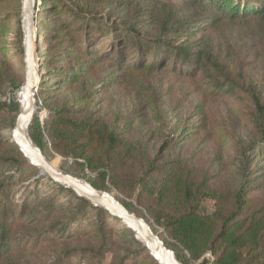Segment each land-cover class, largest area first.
<instances>
[{
    "label": "trees",
    "instance_id": "1",
    "mask_svg": "<svg viewBox=\"0 0 264 264\" xmlns=\"http://www.w3.org/2000/svg\"><path fill=\"white\" fill-rule=\"evenodd\" d=\"M103 1L41 0L36 18L37 54L42 62L40 95H45L53 82L54 90L75 88L79 96L77 103L82 105L95 96L96 91H88L87 86L90 80H99L97 76L105 64L116 73L112 71L99 81L97 86L102 90L139 80L141 73L153 75L171 69L191 81L205 80L206 94L250 101L256 111L247 117L261 136L253 152L264 157L262 92L255 85L241 86L239 80L243 78H233L228 66L199 45L200 41L180 42L178 38L188 32L196 36L201 31H219L227 21L264 17V0H182L190 6V14L181 22L175 21L172 9L169 15L160 14L158 31L153 35H143L128 17L120 22L110 21L111 16L102 12ZM47 17L52 19L46 21ZM7 22L0 19L3 33L8 31ZM104 39L113 42L108 50L103 49ZM3 68L0 67V95L6 97L14 91L3 89ZM47 101L44 99L38 104L40 106L41 102L45 107ZM7 105L0 101V106ZM51 111L45 127L38 117L31 123L29 134L34 144L44 154L46 131L57 152L71 153L83 172L95 174L89 179L94 189L111 192L113 187L127 199L134 200L140 214L133 202L117 197L129 211L148 217L156 229L163 230L166 244L178 263L264 264V199L251 196L247 183L237 187L230 181L215 182L179 158L159 161L152 157L143 140L116 132L94 113L66 107ZM12 147L16 157L12 161L13 171L0 177V264H17L16 257L21 259L55 240L46 235L48 232L31 228L34 223L48 221L56 212L55 202L45 203L39 212L31 209L29 198L18 205L10 197L12 187L27 180L21 174L22 165L37 174V168L28 163L18 147L15 144ZM4 156L0 150V163L8 162ZM54 184L61 192H68L78 207L66 223L62 221L58 236L67 244L77 239L83 227V216L90 213L99 217L93 226L102 234L101 237L92 233L98 240L97 248L87 245L89 248L85 250L62 249L61 253L90 256L99 264L103 263L111 248L104 233L109 229L105 228L106 219L102 217L112 224L123 223L72 190ZM206 199L215 201L211 213L202 212ZM64 206L61 204L59 208L64 209ZM71 226L74 228L70 229ZM151 257L148 255L153 264H157Z\"/></svg>",
    "mask_w": 264,
    "mask_h": 264
},
{
    "label": "rangeland",
    "instance_id": "2",
    "mask_svg": "<svg viewBox=\"0 0 264 264\" xmlns=\"http://www.w3.org/2000/svg\"><path fill=\"white\" fill-rule=\"evenodd\" d=\"M22 1L0 0V19L8 21V31L3 33L0 30V67H4L3 89L14 91L13 94L7 95L10 97L6 96L5 102L8 105L0 106V150L8 161L0 163L1 178L13 171L12 161L16 157L12 147V131L22 109L18 102V93L25 82L26 69ZM101 7L104 15L111 16L110 21L120 22L128 17L135 22L143 35L157 33L160 14L169 15L172 9L176 15L175 21L181 22L191 12L190 6L182 0H105ZM49 19L52 18L47 17L46 21ZM178 38L180 42L200 41L199 45L210 51L217 61L228 66L233 78L245 79L239 80L241 86H257L264 100V17L227 21L219 31H201L196 36H191L188 32ZM112 44L111 40L104 39L103 49L108 50ZM38 58L40 60V57ZM41 63L40 60V66ZM112 71L115 69L109 68V65L102 66L97 76L99 80L96 82L92 79L87 86L88 91H96L95 96L82 105L77 103L79 96L75 88L54 90L52 82L45 95L38 92V101L48 100V104L44 103L45 107L42 103L37 105L36 117L41 125L45 127L51 109L58 107L94 113L107 121L116 132L143 140L153 158L162 162L179 158L200 169L215 182L230 181L237 187L247 183L251 196L264 199V157L253 152L261 136L247 117L249 113L256 111L250 101L242 102L206 94L205 80L197 78L191 81L171 69L153 75L141 73L139 80L102 90L97 84ZM137 81H140V84ZM45 142L47 146L44 154L57 169L75 175L87 183L90 178L95 177L93 173L83 172L71 153L65 150L57 152L46 131ZM21 169V174L27 180L12 187L10 197L15 199L18 205H22L21 200L29 198L31 209L39 212L44 209L45 203L55 202L56 212L48 221L31 226L34 230L48 232L46 235L54 237L55 240L47 242V247L43 249L28 252V255L21 259L16 257L17 264H99L97 259L93 260L90 256H68L61 253L62 249L69 252L71 249L85 250L89 248L87 245L97 248L98 240L92 233L102 235L97 226H93V222L99 217L94 213L84 215L79 236L67 244L65 239L58 236L57 231L62 227L63 220L66 223L77 212L76 201L68 192H61L47 176H42L40 169L37 168V174L24 165ZM110 193L133 202L135 210L139 213L140 207L134 200L127 199L113 187ZM61 204H65L64 209L59 208ZM214 207L215 201L206 199L202 204V212L211 213ZM102 219H106L105 228L109 229L104 233L111 251L104 256L101 264H153L148 258L151 254L138 240L135 232L134 234L128 231L124 224H112L108 218ZM156 231L165 238L163 230ZM63 243L66 244L63 246Z\"/></svg>",
    "mask_w": 264,
    "mask_h": 264
},
{
    "label": "water",
    "instance_id": "3",
    "mask_svg": "<svg viewBox=\"0 0 264 264\" xmlns=\"http://www.w3.org/2000/svg\"><path fill=\"white\" fill-rule=\"evenodd\" d=\"M40 2L41 0L22 1L26 69L25 82L18 93V102L24 101L25 104L16 118L12 131V142L31 166L40 169L42 176H47L52 182L72 190L78 197L104 209L124 225H134L145 237L147 243L144 246L158 264H174L176 261L174 252L167 246L166 240L156 231L148 217L129 211L114 194L98 191L79 177L60 171L32 141L29 127L37 116L38 89L42 78V69L37 54L36 24Z\"/></svg>",
    "mask_w": 264,
    "mask_h": 264
},
{
    "label": "bare ground",
    "instance_id": "4",
    "mask_svg": "<svg viewBox=\"0 0 264 264\" xmlns=\"http://www.w3.org/2000/svg\"><path fill=\"white\" fill-rule=\"evenodd\" d=\"M20 104H21V108H23L25 102H24V101H20ZM126 226H127L129 229H131V230L133 229V230L135 231V233H136L137 238H138L139 241H141L143 244H146V243H147L145 237L142 235V233L138 232L137 228H136L134 225H126ZM133 230H132V231H133ZM134 231H133V232H134ZM175 260H176V259H175ZM174 264H180V263H178V261L176 260V261H174Z\"/></svg>",
    "mask_w": 264,
    "mask_h": 264
},
{
    "label": "built area",
    "instance_id": "5",
    "mask_svg": "<svg viewBox=\"0 0 264 264\" xmlns=\"http://www.w3.org/2000/svg\"><path fill=\"white\" fill-rule=\"evenodd\" d=\"M8 97H10V95L7 96V98H8ZM0 101H4V102H5V101H6V97H2V96L0 95ZM39 103H41V102H39Z\"/></svg>",
    "mask_w": 264,
    "mask_h": 264
}]
</instances>
